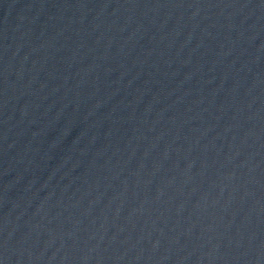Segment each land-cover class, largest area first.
<instances>
[{"label": "water", "instance_id": "95a60500", "mask_svg": "<svg viewBox=\"0 0 264 264\" xmlns=\"http://www.w3.org/2000/svg\"><path fill=\"white\" fill-rule=\"evenodd\" d=\"M0 264H264V0H0Z\"/></svg>", "mask_w": 264, "mask_h": 264}]
</instances>
